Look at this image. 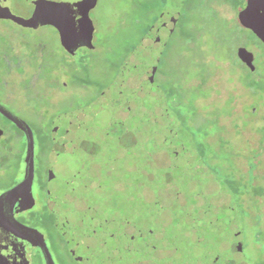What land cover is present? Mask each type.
<instances>
[{
  "label": "rangeland",
  "instance_id": "374dc122",
  "mask_svg": "<svg viewBox=\"0 0 264 264\" xmlns=\"http://www.w3.org/2000/svg\"><path fill=\"white\" fill-rule=\"evenodd\" d=\"M30 1L61 16L60 7L73 0ZM160 1L157 5L152 0H96L90 12L97 43L89 54L95 85L91 94L97 93V86L110 85L118 74L127 83L123 103L135 105L139 99L136 113L127 115L130 119L123 125L129 150L125 161H137L129 180L141 181L150 202L169 209L165 214L170 215L159 218L172 219L173 224H182L178 217L188 220L185 227H193L192 235L211 230L216 235L221 229L223 242L230 232L241 235L246 258L251 264H264V45L234 20L242 0ZM224 1L229 7L221 4ZM80 8L84 14L88 10ZM166 8L176 12V20L175 13L162 14ZM151 28L153 37L145 41ZM166 28L169 35L163 33ZM86 29L80 23L74 26L79 35H86ZM30 33L52 49L58 44L49 26ZM238 46L253 53L257 67L253 76L237 59ZM83 51L79 48L78 55ZM254 77L261 81L255 84ZM169 125L176 129V137L169 136ZM37 143L44 146V141ZM109 153L115 157L113 150ZM101 159L102 165L113 160L107 155ZM192 162H198L199 169L186 172ZM7 180H0V185ZM224 193H230L229 203L237 214L218 203L224 202ZM39 218L35 224L55 263L74 264L50 222ZM111 223L115 225L112 218ZM117 229L115 225L112 233ZM207 242L212 244L209 238ZM147 243L142 242L151 251Z\"/></svg>",
  "mask_w": 264,
  "mask_h": 264
},
{
  "label": "flooded vegetation",
  "instance_id": "af4514ba",
  "mask_svg": "<svg viewBox=\"0 0 264 264\" xmlns=\"http://www.w3.org/2000/svg\"><path fill=\"white\" fill-rule=\"evenodd\" d=\"M247 3L242 0L233 11L234 20L257 37L238 19ZM221 4L228 6L225 1ZM261 7L257 14L264 13V4ZM93 8L88 12L93 30L86 26V35H79L74 31L78 20L72 7L61 6L64 15L55 17L30 0H0V180L8 177L0 193L24 179L28 151L33 159V206L15 213L16 221L43 235L35 220L47 219L74 264H251L243 253L241 235L230 232L224 242L221 229L216 235L212 230L192 235L193 227H185L188 220L178 217L182 224H173L172 219L159 218L171 214H165L166 205L150 202L142 182L129 180L137 161L126 159V164L129 150L123 125L140 101L130 106L123 103L122 88L127 89V83L118 74L110 85L97 86V93L91 94L95 85L90 79L89 54L97 48L90 17ZM40 26L55 31V49L42 38L32 37L30 31ZM239 47L244 46L236 50ZM79 48L84 50L80 55ZM237 59L251 76L257 73L254 55L253 70ZM260 81L254 77L255 84ZM71 93L78 96L71 98ZM39 140L44 141L41 148ZM105 155L112 163L101 164ZM111 218L118 233H112ZM143 241L150 242L151 251ZM2 242L10 263L46 264L29 233L6 230ZM192 243L201 245L200 249Z\"/></svg>",
  "mask_w": 264,
  "mask_h": 264
},
{
  "label": "water",
  "instance_id": "95a60500",
  "mask_svg": "<svg viewBox=\"0 0 264 264\" xmlns=\"http://www.w3.org/2000/svg\"><path fill=\"white\" fill-rule=\"evenodd\" d=\"M67 6L73 8V14L74 20H78V23L83 24L93 30V25L88 18L87 12L91 8L94 7L96 0H85V3L82 0H73V3L75 5H69L70 2L66 1L64 2ZM83 3V4H82ZM263 1L259 0H248V3L246 7L241 10L238 14V19L240 23L248 28H250L256 35L261 39V41L264 42V13L263 14H257V9H262L261 5H263ZM78 8H77V7ZM81 6H86V13H81L79 10L81 9ZM78 10H76V9ZM58 12V11H57ZM57 12H54L53 14L55 17L58 15L56 14ZM168 13H175L176 12L170 8H166L163 10L162 14H167ZM177 14L175 16V20L177 19ZM169 22H171L169 20ZM168 22V23H169ZM173 22V21H172ZM173 24L169 25L170 30ZM153 28L149 30L145 37V41L150 40L153 37L152 33ZM170 30L164 29V35H169ZM168 31V32H167ZM168 37V36H167ZM159 38V37H158ZM142 39V40H143ZM162 39V38H161ZM143 40V41H144ZM237 57L246 64L247 67H249L251 70L254 69V64H253V54L252 52L248 51L245 47H239L236 50ZM152 72L149 73L150 80L153 78V72L154 69L151 70ZM148 81V80H146ZM151 83V82H150ZM163 116V115H162ZM163 120H166L167 122L169 121V118L166 117L165 115L163 116ZM167 132L169 133V136L171 137H176V129L173 128L172 126H167ZM174 145V144H173ZM175 149L177 148L176 145ZM29 149V148H28ZM195 165V166H194ZM200 164L198 162H192L190 164V167H185V171L191 172L192 170L199 169L198 166ZM187 166V165H186ZM32 177H33V159H32V151L27 152L26 156V168H25V175L24 179L11 189L0 193V264H15V263H10L7 260V251L3 247V232L7 231H13L14 234L22 233L24 235L25 233L30 234V242L34 246H38L42 254L45 258L46 264H54L52 257L48 251V248L45 244L44 237L43 235L37 231L36 229L26 227L18 223L14 217V214L20 211L27 210L33 206V196L31 193V182H32ZM221 191V190H220ZM223 201L224 202H218L222 204L223 208H226L227 210L232 209L231 211L232 214H237V209L234 208V205H231L229 203L230 201V193L223 195ZM231 202V201H230ZM222 212V211H221Z\"/></svg>",
  "mask_w": 264,
  "mask_h": 264
},
{
  "label": "trees",
  "instance_id": "16d2710c",
  "mask_svg": "<svg viewBox=\"0 0 264 264\" xmlns=\"http://www.w3.org/2000/svg\"><path fill=\"white\" fill-rule=\"evenodd\" d=\"M152 1H153V3L156 2L157 5L161 4V1H160V0H157V1H156V0H152ZM161 8H162V7H161ZM161 8H159V11L161 10ZM246 88L252 90V86H248V87H246Z\"/></svg>",
  "mask_w": 264,
  "mask_h": 264
}]
</instances>
